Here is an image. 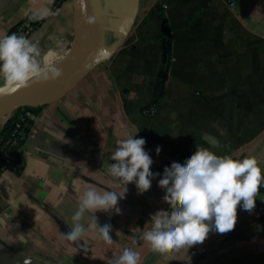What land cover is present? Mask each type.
I'll list each match as a JSON object with an SVG mask.
<instances>
[{"label":"crops","instance_id":"crops-1","mask_svg":"<svg viewBox=\"0 0 264 264\" xmlns=\"http://www.w3.org/2000/svg\"><path fill=\"white\" fill-rule=\"evenodd\" d=\"M56 1L0 0V37L34 11L43 25L28 39L42 61L64 55L73 42V1ZM117 1L118 13L105 11L111 57L37 113L21 149L24 169L0 170V264H112L125 248L144 264L153 250L140 237L157 211L171 210L159 186L161 166L183 164L197 146L255 156L264 175V0H236L235 7L224 0ZM164 20L172 38L167 71ZM160 93L155 114L146 115ZM129 135L145 139L150 171L160 175L143 193L127 184L119 214H85L86 228L91 215L111 225V244L91 231L78 243L66 240L85 190L124 191L108 168ZM151 264H264V195L251 213L238 206L234 230L160 253Z\"/></svg>","mask_w":264,"mask_h":264},{"label":"clouds","instance_id":"clouds-1","mask_svg":"<svg viewBox=\"0 0 264 264\" xmlns=\"http://www.w3.org/2000/svg\"><path fill=\"white\" fill-rule=\"evenodd\" d=\"M84 23L94 26L96 18L85 14ZM62 76L63 71L57 65L42 61L38 46L24 35L12 33L0 37V95L33 82H54ZM145 143L144 138H134V135L118 142L111 156L115 163L109 165L108 172L125 186L124 191L101 192L91 187L85 190L71 217L73 226L64 234L66 240H83L91 231L96 232L99 239L112 243L110 224L100 226L97 218L91 215L86 228L82 220L86 213L97 211L114 210L119 214L118 201L125 197L129 183L134 182L140 193L150 189L152 179L160 173L150 171L153 160L145 151ZM160 151L158 146L157 154ZM262 183L264 175L257 157L218 156L197 146L195 153L183 164L173 162L164 168L159 186L166 189L163 200L171 206V211H157L152 216V228L140 238L154 252L166 253L201 244L211 231L228 233L236 226L238 206L249 213L254 210ZM139 261L137 251L125 248L121 255L113 258L112 264H139Z\"/></svg>","mask_w":264,"mask_h":264},{"label":"water","instance_id":"water-1","mask_svg":"<svg viewBox=\"0 0 264 264\" xmlns=\"http://www.w3.org/2000/svg\"><path fill=\"white\" fill-rule=\"evenodd\" d=\"M73 14L77 41L80 46V53L74 66L63 73L59 80L36 88H21L9 94L0 95V120L8 117L14 111L43 107L48 102L57 100L66 95L76 87L82 79L88 75L96 66L107 61L112 50L104 46L105 39V11L109 8L112 12H119L117 0H72ZM83 2V3H82ZM86 12V13H85ZM85 14L96 18L94 26L84 23ZM131 18H134V7ZM164 51H167L170 44L168 37L171 35L167 21L162 22ZM166 56V53L164 54ZM166 58V57H164ZM166 73L163 74V78ZM78 243V241H76ZM159 252H152L144 264H151L159 255Z\"/></svg>","mask_w":264,"mask_h":264},{"label":"built area","instance_id":"built-area-1","mask_svg":"<svg viewBox=\"0 0 264 264\" xmlns=\"http://www.w3.org/2000/svg\"><path fill=\"white\" fill-rule=\"evenodd\" d=\"M231 7L237 5L236 0H224ZM35 17V18H34ZM43 25L42 16L34 11L29 12L22 21H20L8 35L16 33L29 38ZM156 112L155 106H149L145 114L152 116ZM37 114L30 109H24L15 115L11 125V131L8 140H0V170H11L21 172L25 167V160L18 155L25 144L29 131L31 130ZM31 132V131H30ZM168 163L161 166V175L165 167H170Z\"/></svg>","mask_w":264,"mask_h":264},{"label":"trees","instance_id":"trees-1","mask_svg":"<svg viewBox=\"0 0 264 264\" xmlns=\"http://www.w3.org/2000/svg\"><path fill=\"white\" fill-rule=\"evenodd\" d=\"M67 0H57L56 1V7H61L62 4L64 2H66ZM171 35L168 37V43L171 44ZM166 53V58H164V70L167 71L169 69V66H170V56H171V48L169 46L168 50L167 51H164V54ZM163 95V93H160L151 103L150 106H155L158 102V100L160 99V97ZM42 107H39V108H33V109H30L31 111H33L34 113H38L40 110H41ZM16 115V114H15ZM15 115L11 116V117H8L6 120H5V123L3 125V128L2 130L0 131V140H3V141H6L8 140L9 138V135H10V131H11V125H12V122L13 120L15 119ZM31 131V130H30ZM29 131V133H30ZM153 137L157 138L159 137L158 135H154ZM18 155L20 157H22V153H18ZM258 194L260 195H264V183H262L260 189H259V192ZM171 211V210H170ZM214 231H211L210 233H213Z\"/></svg>","mask_w":264,"mask_h":264},{"label":"bare ground","instance_id":"bare-ground-1","mask_svg":"<svg viewBox=\"0 0 264 264\" xmlns=\"http://www.w3.org/2000/svg\"><path fill=\"white\" fill-rule=\"evenodd\" d=\"M79 53H80V46H79L77 41H74V42H72V44L70 45V48L66 51V53L64 55H62L58 58H55V59H51V60H49L48 63H52V64L57 65V67L60 68L63 71V73H65L66 71H68L69 69H71L74 66ZM49 83H52V82H48V83L33 82V83H30L25 88H29V89L36 88V87L44 86V85L49 84Z\"/></svg>","mask_w":264,"mask_h":264},{"label":"rangeland","instance_id":"rangeland-1","mask_svg":"<svg viewBox=\"0 0 264 264\" xmlns=\"http://www.w3.org/2000/svg\"><path fill=\"white\" fill-rule=\"evenodd\" d=\"M102 3L104 4V0H102ZM73 21H74V19H73ZM73 31H74V33H73V40H72V41L74 42V39H75V36H76L75 26L73 27ZM65 51H66V49H62L61 54H62L63 52H65ZM23 110H24V109H23ZM20 111H22V108L19 109V110L14 111V112H13L11 115H9L8 117L13 116V115L17 114V113L20 112ZM8 117H3V118H1V120H0V126H1V127H3V125H4V123H5V120H6Z\"/></svg>","mask_w":264,"mask_h":264}]
</instances>
